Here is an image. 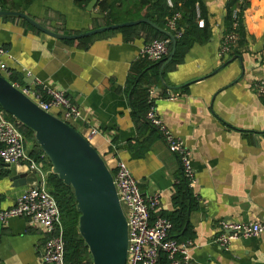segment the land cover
Segmentation results:
<instances>
[{
  "label": "crops",
  "instance_id": "0c3cea01",
  "mask_svg": "<svg viewBox=\"0 0 264 264\" xmlns=\"http://www.w3.org/2000/svg\"><path fill=\"white\" fill-rule=\"evenodd\" d=\"M111 1H117L122 16L136 7V0ZM200 1L212 38L194 44L180 63H173V57L161 66L143 58L149 39L144 31L134 35L137 30L123 27L58 39L17 16H0V47L7 50L0 61L23 89L35 94L53 88L67 94L81 112L69 124L88 139L112 174L122 162L145 196H160L153 220L168 218L174 226L171 237L193 243L195 264H264V233L236 240L229 250L215 243L224 221L264 226V99L255 91L264 79V0H251L242 8L248 44L224 58L230 0ZM19 13L64 36L109 27L98 3L88 10L75 0H34ZM150 91L158 116L190 152L196 172L193 189L159 132L144 120L142 100H149ZM62 112L54 108L51 114L59 118ZM28 144L31 157L33 143ZM42 170L48 173L44 166ZM24 174L33 178L25 166L0 163V211L12 208L34 183L16 185L14 179ZM45 241L44 232L25 218L0 224V264H42Z\"/></svg>",
  "mask_w": 264,
  "mask_h": 264
},
{
  "label": "built area",
  "instance_id": "2783aa9c",
  "mask_svg": "<svg viewBox=\"0 0 264 264\" xmlns=\"http://www.w3.org/2000/svg\"><path fill=\"white\" fill-rule=\"evenodd\" d=\"M251 0H237L238 8L234 11L233 32L226 33L221 47L222 58L233 53L239 36L235 30L238 27V17L242 14V8H246ZM168 5L173 7L168 0ZM200 17L199 6L196 7ZM181 14L177 13L168 20L167 27L170 32L180 34L177 29V21ZM200 28L204 27V20H198ZM172 41L170 38L157 39L147 43L141 50V56L151 63L165 61L169 54ZM7 50L0 47V57L6 56ZM0 72L3 77L11 82L12 72L8 66L0 61ZM24 95L29 97L41 110L51 113L52 109L63 110L59 119L69 124L74 118L81 115L80 109L63 91L53 88H45L43 92L32 93L28 89L11 82ZM256 93L264 99V79L255 84ZM150 91V108L146 115V121L161 135L164 143L178 159L184 181L193 189L196 184V172L192 165L190 152L181 138L176 137L158 116L156 106ZM49 100H46L45 97ZM174 100L175 97H169ZM92 132V134H94ZM0 163L6 166H25L32 173L34 183L15 202L14 206L0 211V224L6 225L13 218H25L30 225L42 230L46 241L41 250L42 264H65V240L64 228L61 220V212L54 196L47 189V176L41 163H36L26 151V140L18 126L10 121L3 111H0ZM113 175L117 195L126 217L128 226V249L126 264H160L162 256H165L168 264H195L191 256V241L180 242L171 237L174 226L171 220L164 217H156L153 214L160 205L159 195L145 196L129 168L122 162L117 165ZM223 233L215 240V243L224 250H229L232 242L239 239L259 237L264 233L261 223H235L222 222Z\"/></svg>",
  "mask_w": 264,
  "mask_h": 264
},
{
  "label": "water",
  "instance_id": "95a60500",
  "mask_svg": "<svg viewBox=\"0 0 264 264\" xmlns=\"http://www.w3.org/2000/svg\"><path fill=\"white\" fill-rule=\"evenodd\" d=\"M98 3L88 5L92 10ZM0 16H17L41 32L58 39H81L108 30L147 23L172 41L167 62L172 61L177 41L173 34L162 30L149 20L127 22L76 36L58 35L47 30L24 13L1 12ZM0 106L19 123L31 129L35 141L52 165V173L66 186L72 187L77 201L79 234L92 257L93 264H126L128 226L121 207L111 171L102 156L79 131L70 124L41 110L29 97L0 74ZM27 174L16 177L17 184L34 182Z\"/></svg>",
  "mask_w": 264,
  "mask_h": 264
},
{
  "label": "trees",
  "instance_id": "16d2710c",
  "mask_svg": "<svg viewBox=\"0 0 264 264\" xmlns=\"http://www.w3.org/2000/svg\"><path fill=\"white\" fill-rule=\"evenodd\" d=\"M33 1L34 0H0V7L5 11L19 12L26 9ZM92 1L93 0H75L78 5H83L85 7H88ZM172 1L174 3L173 8L169 7L168 0H136V7L134 9L127 10L123 16L119 14L117 8L115 7V3H117V1L98 0V5L100 6L101 13L107 15L108 26L146 19L160 29L168 32H170L167 27L168 20L175 16V14L180 13L181 18L177 21V29L180 37H177L175 32H170L174 35L177 41L176 54L172 62L180 63L194 44H205L210 41L212 38V30L208 23L207 11L200 0ZM236 3L237 0H230L227 4V14L225 17L226 33L233 32L234 8L236 7ZM197 6L200 8L201 19L204 20L203 28H200L198 24L196 13ZM238 21L239 24L235 32L238 34L239 40L235 51L233 50V55L239 54V49L245 47L248 44L243 14L239 15ZM122 30H137V33H134V35H138L139 31L146 32L147 35L149 34L147 43L157 39L168 38L166 35L162 34L147 23H140L129 28H123ZM134 35L133 37H135ZM171 50L172 46L170 48V52ZM166 62L167 59L160 63H149L162 66ZM14 80L15 78H13L11 81L13 82ZM142 103L145 106V112L143 116L144 120L146 121V115L150 108L149 100L147 101V99H143ZM0 111H3L7 118L18 126L19 130L25 137L26 144L27 142L33 143V149L30 154L32 159L36 163L43 164L45 170L50 172L47 177V189L56 199L61 212L65 240V264H93L89 249L79 234L78 229L81 214L78 212L77 201L72 187L66 186L64 182L60 180L59 176L52 173L51 162L41 150V148L37 145L34 132L23 124L19 123L18 120L4 111L1 106ZM186 189L189 192L187 187ZM178 196L180 195L178 194ZM176 200L177 198L175 201ZM152 221L154 220L152 219ZM160 264H168L165 256H162Z\"/></svg>",
  "mask_w": 264,
  "mask_h": 264
},
{
  "label": "rangeland",
  "instance_id": "374dc122",
  "mask_svg": "<svg viewBox=\"0 0 264 264\" xmlns=\"http://www.w3.org/2000/svg\"><path fill=\"white\" fill-rule=\"evenodd\" d=\"M27 146V152H28V150H30V148H31V146L28 144V145H26ZM48 172V171H47ZM50 172H48V174H49Z\"/></svg>",
  "mask_w": 264,
  "mask_h": 264
}]
</instances>
